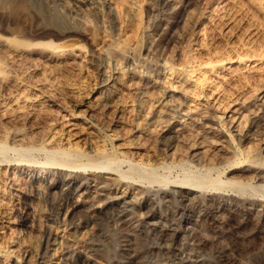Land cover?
<instances>
[{
    "label": "rangeland",
    "instance_id": "obj_1",
    "mask_svg": "<svg viewBox=\"0 0 264 264\" xmlns=\"http://www.w3.org/2000/svg\"><path fill=\"white\" fill-rule=\"evenodd\" d=\"M0 7V38L26 51L0 49V139L118 160L116 172L48 165L44 152L0 155V264H264V0H0ZM74 87L90 93V112L73 106ZM157 101L168 103L161 117L151 108ZM131 164L149 172L125 177ZM206 166L215 167L206 187L182 184Z\"/></svg>",
    "mask_w": 264,
    "mask_h": 264
},
{
    "label": "bare ground",
    "instance_id": "obj_2",
    "mask_svg": "<svg viewBox=\"0 0 264 264\" xmlns=\"http://www.w3.org/2000/svg\"><path fill=\"white\" fill-rule=\"evenodd\" d=\"M26 1V0H25ZM214 1V0H213ZM22 2V1H21ZM210 2V1H209ZM225 2V1H224ZM26 3V2H25ZM24 2H23V4H25ZM17 4V3H16ZM213 4V3H212ZM217 4V3H216ZM219 5V4H218ZM226 5V4H225ZM18 7V6H17ZM23 7V6H22ZM221 7V6H220ZM1 8V7H0ZM20 8V7H19ZM130 8V7H129ZM210 8V7H209ZM219 8V7H218ZM27 9V8H26ZM132 9V8H131ZM12 10V9H11ZM17 10V9H16ZM21 10V9H20ZM19 10V11H20ZM28 10V9H27ZM209 10H211V9H209ZM216 10V9H215ZM2 11V10H1ZM1 11H0V13H1ZM24 11V10H23ZM214 11V10H213ZM207 12H208V10H207ZM4 13H6V12H4ZM13 13V16H14V14H15V11L14 12H11V14ZM216 13V12H215ZM218 14V13H217ZM4 15V14H3ZM25 15V14H24ZM211 15V14H210ZM4 16H6V15H4ZM3 16V17H4ZM21 16H22V14H21ZM212 16H214V15H212ZM10 17H12V15L10 16ZM210 17V16H209ZM203 19H205L204 17H202ZM207 18V17H206ZM217 18V17H216ZM220 18V17H219ZM218 18V19H219ZM6 18H4V20H5ZM10 19V18H9ZM12 19V18H11ZM10 19V20H11ZM22 19V18H21ZM25 19V18H24ZM200 19V18H199ZM12 20H14V19H12ZM83 20V19H82ZM3 21V20H2ZM5 22V21H4ZM83 22V21H82ZM194 22V21H193ZM204 22V21H203ZM210 22V21H209ZM13 23V22H12ZM190 23V22H189ZM205 23V22H204ZM201 24H203V23H201ZM24 25V24H23ZM191 25V24H190ZM200 26V25H199ZM198 26V27H199ZM24 29V28H23ZM87 29H88V27H87ZM186 29H188V27L186 28ZM197 29V28H196ZM195 29V30H196ZM84 30H86V28L84 29ZM90 30V29H89ZM194 30V29H193ZM87 31V30H86ZM2 32H3V30H2ZM188 32V31H187ZM192 32H194V31H192ZM191 34V33H190ZM89 35V34H88ZM36 36H38V35H36ZM40 36V35H39ZM25 37V36H24ZM23 37V38H24ZM32 38V37H31ZM34 38V37H33ZM32 38V39H33ZM37 38V37H36ZM25 39H26V37H25ZM98 41V40H97ZM115 42V41H114ZM64 44V43H63ZM251 47V46H250ZM243 48H244V46H243ZM252 48V47H251ZM254 48V47H253ZM0 49H4V51L3 52H5V50H6V53H7V51L8 52H11L13 55L15 54H19V53H24V52H26L25 51V49L24 48H20L19 46H17V45H15V44H13L12 42H10V40L9 39H6V38H0ZM67 49V48H66ZM103 50V49H102ZM242 50V49H241ZM251 49H249V51H250ZM33 51H35V50H33ZM42 51V50H41ZM249 51H248V53H249ZM62 52V51H61ZM243 52V51H242ZM251 52V51H250ZM255 52V51H254ZM256 52H257V50H256ZM10 53V54H11ZM31 53V52H30ZM42 53H44V52H42ZM53 55H56L55 54V52H51ZM51 53H49V55L51 54ZM62 53H64V51L62 52ZM68 53V52H67ZM79 53H81V52H79ZM106 53V52H105ZM20 54V55H21ZM29 54V53H28ZM39 54H41V52L39 53ZM59 54V53H58ZM61 54V53H60ZM82 54V53H81ZM237 53H235V55H236ZM255 55H257L256 53H254ZM8 55V54H7ZM38 55V54H37ZM45 55V54H44ZM48 55V54H47ZM68 55V54H67ZM80 55V54H79ZM240 55V54H239ZM243 55V54H242ZM241 55V56H242ZM251 55H253V54H251ZM12 56V55H11ZM27 56H29V55H27ZM69 56H71V55H69ZM82 55H80V57H81ZM229 56V55H228ZM232 56H234V55H232ZM246 56V55H245ZM258 56V55H257ZM3 57H4V55H3ZM7 57V56H6ZM38 57V56H37ZM37 57H36V59H37ZM50 57L51 56H49V59H50ZM78 57V56H77ZM90 57H92V56H90ZM135 57V56H134ZM236 57V56H235ZM235 57H232L233 58V60H234V58ZM248 57H250V55L248 56ZM253 57V56H252ZM259 57V56H258ZM11 58V57H10ZM13 58V57H12ZM16 58H18V59H22V58H19V55H17V57ZM26 58V57H25ZM38 58H40V57H38ZM41 58H42V56H41ZM40 58V59H41ZM53 58V57H52ZM72 58V57H71ZM74 58V57H73ZM85 58V57H84ZM93 58V57H92ZM229 58H230V56H229ZM238 58V57H237ZM236 58V59H237ZM1 59V58H0ZM6 59V58H5ZM58 59V58H57ZM62 59V58H61ZM222 59H224V58H222ZM235 59V60H236ZM250 59H252L251 57H250ZM13 59H11V61H12ZM37 60H39V59H37ZM37 60H35V61H37ZM68 60V59H67ZM72 60V59H71ZM79 60H81L80 58H79ZM169 60V59H168ZM171 60V59H170ZM220 60V59H219ZM229 60V59H228ZM9 61V60H8ZM22 61H23V59H22ZM24 61H26V60H24ZM28 61H29V59H28ZM43 61H45V60H43ZM50 61V60H49ZM66 61V60H65ZM78 61V60H77ZM84 61V60H83ZM85 61H86V59H85ZM88 61V60H87ZM218 61V60H217ZM232 61V60H231ZM253 61H254V59H253ZM1 62V61H0ZM7 62V61H6ZM14 62H16V61H14ZM39 62V61H38ZM40 62H41V60H40ZM54 62H55V60H54ZM70 62H72V61H70ZM230 62V61H229ZM234 62V61H233ZM256 62V61H255ZM18 63H20V62H18ZM18 63H17V65H18ZM30 63V62H29ZM49 63V62H48ZM53 63V62H52ZM62 63V62H61ZM69 63V62H68ZM74 63V62H73ZM214 63V62H213ZM237 63V62H236ZM259 63V62H258ZM262 63H264V62H262ZM261 63V64H262ZM45 64V63H44ZM49 64H51V63H49ZM54 64V63H53ZM56 64H57V62H56ZM59 64V63H58ZM66 64V63H65ZM65 64H63V65H65ZM72 64V63H71ZM70 64V65H71ZM80 64V63H79ZM200 64V63H199ZM225 64V63H224ZM231 64V63H230ZM238 64V63H237ZM256 64V63H255ZM260 64V65H261ZM16 65V64H15ZM16 65V66H17ZM23 65V64H22ZM32 65H34V63L32 64ZM36 65H37V62H36ZM69 64H67V66H68ZM69 65V66H70ZM77 65V64H76ZM211 65H213L212 63H211ZM233 65V64H232ZM236 65V64H235ZM234 65V66H235ZM239 65V64H238ZM243 65H244V63H243ZM257 65V64H256ZM6 66V65H5ZM5 66H4V68H5ZM9 66H11V65H9ZM9 66H7V67H9ZM13 66V65H12ZM30 66V65H29ZM35 66V65H34ZM43 66V65H42ZM48 65H46V67H47ZM59 66V65H58ZM61 67H62V64L60 65ZM73 66V65H72ZM207 66H209V65H207ZM220 66V65H219ZM241 66V65H240ZM1 67V66H0ZM15 67V66H14ZM20 67V66H19ZM19 67H18V69H19ZM27 67V66H26ZM32 67V66H31ZM30 67V68H31ZM45 67V66H44ZM45 67V68H46ZM53 67H54V65H53ZM74 67V66H73ZM206 66H204V68H205ZM218 67V66H217ZM2 68V67H1ZM3 68V69H4ZM11 68V67H10ZM40 68V67H39ZM48 68V67H47ZM52 67H51V65H49V69H51ZM55 68H58V67H55ZM62 68H64V66L62 67ZM70 68H71V66H70ZM204 68H203V70H204ZM216 68V67H215ZM21 69V68H20ZM19 69V70H20ZM24 69V68H23ZM48 69V70H49ZM53 69V68H52ZM65 69V68H64ZM68 69V68H67ZM165 69V68H164ZM199 69V68H198ZM202 69V68H201ZM218 69V68H217ZM221 69H222V67H221ZM224 69V68H223ZM11 70V69H10ZM17 70V69H16ZM18 70V71H19ZM28 70V69H27ZM26 70V71H27ZM33 69H31V71H32ZM40 70V69H39ZM43 70V69H42ZM58 70H60V68H58ZM58 70H56V71H58ZM62 70V69H61ZM71 70V69H70ZM75 70V69H74ZM166 70V69H165ZM184 70V69H183ZM212 69H211V67H210V71H211ZM213 70H214V68H213ZM226 70V69H225ZM1 71V70H0ZM4 71V70H3ZM7 71V70H6ZM12 71V70H11ZM15 71V70H14ZM18 71H16V73H18ZM24 72H25V70H23ZM22 71V69H21V72L20 73H22L23 72ZM30 71V72H31ZM45 71V70H44ZM43 71V72H44ZM52 71H54V74H55V69L54 70H51V72ZM66 71H69V70H66ZM65 71V72H66ZM110 71V70H109ZM229 71V70H228ZM35 72H37V71H35ZM47 72V71H46ZM46 72H45V74H46ZM63 72V71H62ZM70 72V71H69ZM76 72V71H75ZM84 72V71H83ZM166 72V71H165ZM164 72V73H165ZM190 72V71H189ZM206 72V71H205ZM216 72V71H215ZM214 72V73H215ZM1 73V72H0ZM2 73H4V72H2ZM8 73V72H7ZM19 73V74H20ZM32 73H34V72H32ZM39 73V72H38ZM48 73H49V71H48ZM58 73V72H57ZM171 73V72H170ZM192 73V72H191ZM194 73H195V71H194ZM194 73H193V75H194ZM229 73V72H228ZM230 73H231V71H230ZM254 73V72H253ZM4 74H6V73H4ZM19 74H18V76H19ZM25 74H27V73H25ZM30 74V73H29ZM36 74V73H35ZM41 74V73H40ZM39 74V75H40ZM52 74H53V72H52ZM59 74V73H58ZM61 74V73H60ZM64 74V73H63ZM62 74V75H63ZM68 74V73H67ZM69 74H71V73H69ZM68 74V75H69ZM72 74H74V72L72 73ZM80 74H83V73H79V75ZM131 74V73H130ZM135 74H136V72H135ZM198 74H200V73H198ZM202 74V73H201ZM207 74H208V72H207ZM212 74V73H211ZM244 74H246V73H244ZM252 74V73H251ZM11 75H15L16 76V74L15 73H11ZM10 75V76H11ZM21 75V74H20ZM24 75V74H23ZM31 75V74H30ZM57 75V74H56ZM68 75H66V77L68 76ZM138 75V74H137ZM4 76V75H3ZM51 76H54V75H51ZM71 76V75H70ZM76 76H78V75H76ZM85 76V75H84ZM110 76H111V73H110ZM121 77H122V75H120ZM129 76V75H128ZM134 76V75H133ZM166 76V75H165ZM187 76H189V75H187ZM245 76V75H244ZM243 76V77H244ZM246 76H248V75H246ZM0 77H2V75L0 76ZM9 77V76H8ZM21 77V76H20ZM19 77V78H20ZM24 77H25V75H24ZM23 77V78H24ZM36 77V76H35ZM49 77V76H48ZM69 77V76H68ZM74 77H75V75H74ZM80 77V76H79ZM78 77V78H79ZM88 77V76H87ZM134 77H136V76H134ZM162 77V76H161ZM166 77H168V76H166ZM165 77V78H166ZM178 77V76H177ZM192 77V76H191ZM203 77V76H202ZM240 77V76H239ZM7 78V77H6ZM26 78V77H25ZM29 78V77H28ZM57 78H59V77H57ZM61 78V77H60ZM72 78V77H71ZM71 78L70 79H68V82H69V80H71ZM77 78V77H76ZM77 78V79H78ZM129 78V77H128ZM170 78V77H169ZM168 78V79H169ZM242 77H240V79H241ZM249 78V77H248ZM34 79V78H33ZM39 79V78H38ZM41 79V78H40ZM39 79V80H40ZM49 79H51V78H49ZM73 79V78H72ZM83 79H85V77L83 78ZM110 79V78H109ZM189 79V78H188ZM187 79V80H188ZM0 80H3V78H0ZM14 80V79H13ZM30 80V79H29ZM38 80V81H39ZM61 80V79H60ZM66 80V79H65ZM75 80V79H74ZM89 80V79H88ZM87 80V82H89ZM116 80H117V78H116ZM126 80V79H125ZM194 80V79H193ZM193 80H191V81H193ZM197 80H199V79H197ZM196 80V81H197ZM230 80V79H229ZM12 81V80H11ZM31 82H33V80H30ZM41 81V80H40ZM57 81H59V80H57ZM62 81H63V79H62ZM73 81V80H72ZM71 81V82H72ZM77 81V80H76ZM75 81V82H76ZM140 81V80H139ZM168 81H170V80H168ZM175 81V80H174ZM181 81V80H180ZM185 81V80H184ZM190 81V82H191ZM200 81H201V79H200ZM10 82V81H9ZM15 82V81H14ZM16 82H17V79H16ZM20 82H22V80L20 81ZM19 82V83H20ZM23 82H27V81H23ZM23 82H22V84H23ZM42 82V81H41ZM74 82V83H75ZM93 82V81H92ZM116 82H118V81H116ZM124 82V81H123ZM128 83H129V81H127ZM176 82V81H175ZM186 82V81H185ZM203 82H204V80H203ZM207 82V81H206ZM18 83V82H17ZM40 83V82H39ZM38 83V84H39ZM43 83V82H42ZM57 83V82H56ZM58 83H60V82H58ZM84 83H86V82H84ZM91 83V82H90ZM89 83V84H90ZM98 83V82H97ZM107 83V82H106ZM110 83V82H109ZM141 83V82H140ZM183 83V82H182ZM199 83V82H198ZM7 84V83H6ZM11 84V83H10ZM9 84V85H10ZM13 84V83H12ZM31 84V83H30ZM35 84V83H34ZM55 84V83H54ZM71 84H73V83H71ZM76 84H78V83H76ZM80 84V83H79ZM88 84V83H87ZM87 84H85L86 86H87ZM88 84V85H89ZM134 84V83H133ZM136 84V83H135ZM134 84V85H135ZM157 84V83H156ZM162 84H165V83H163V81H162ZM167 84V83H166ZM169 84V83H168ZM205 84V83H204ZM17 85V84H16ZM45 84H43V86H44ZM47 85V84H46ZM52 85V84H51ZM62 85H64V84H62ZM134 85H133V87H134ZM183 85V84H182ZM189 85V84H188ZM187 84H186V86H188ZM195 85V84H194ZM5 86V85H4ZM7 86V85H6ZM11 86H13V85H11ZM11 86H9V87H11ZM26 86V85H25ZM38 86V85H37ZM37 86H35V88L37 87ZM54 86H56V85H54ZM59 86H60V84H59ZM65 86H67V85H65ZM73 86V85H72ZM75 86V85H74ZM80 86V85H79ZM100 86V85H99ZM136 86V85H135ZM152 86V85H151ZM150 86V87H151ZM191 86H192V84H191ZM199 86H202L201 84H199ZM203 86H205V85H203ZM8 87V88H9ZM27 87V86H26ZM31 87V86H30ZM29 87V88H30ZM41 87V86H40ZM49 87V86H48ZM57 87V86H56ZM55 87V88H56ZM88 87V86H87ZM89 87H90V85H89ZM91 87H92V85H91ZM171 87V86H170ZM183 87V86H182ZM198 87V86H197ZM1 88V87H0ZM4 88V87H3ZM24 88V87H23ZM23 88H21V89H19V91H23L24 92V90H23ZM52 88V87H51ZM63 88H64V86H63ZM66 88V87H65ZM70 88H71V85H70ZM75 88V87H74ZM79 88V87H78ZM86 88V87H85ZM94 88V87H93ZM95 88H96V86H95ZM99 88H101V87H99ZM112 88V87H111ZM177 88V87H176ZM189 88V87H188ZM199 88V87H198ZM12 89H14V88H12ZM16 89V88H15ZM18 89V88H17ZM16 89V90H17ZM28 89V88H27ZM37 89V88H36ZM50 89V88H49ZM113 89V88H112ZM133 89V88H132ZM167 89V88H166ZM166 89H162V94H163V96L165 97V98H168L169 96V92H168V90H166ZM29 90V89H28ZM39 90H41V89H39ZM42 90H43V88H42ZM51 90V89H50ZM50 90H49V92H50ZM64 90H66V89H64ZM70 90V89H69ZM69 90H68V92H69ZM108 90V89H107ZM136 90V89H135ZM147 90H149V89H147ZM181 90V89H180ZM1 91V90H0ZM4 91V90H3ZM18 91V92H19ZM80 91V90H79ZM78 91V89L77 88H75V90H73L72 89V92H70V95H71V93H72V95H73V97H72V95H71V99H73V106H75L76 108H78V107H83L84 109H86L88 112H90L89 110H90V107L92 106H90V104H91V101H90V93H88V91L86 92H79ZM82 91H83V89H82ZM94 91H96V90H94ZM115 91V90H114ZM121 91H124V89L123 90H121ZM131 91V90H130ZM189 91V90H188ZM10 92V91H9ZM12 92V91H11ZM10 92V93H11ZM17 92V93H18ZM44 92V91H43ZM45 92H46V90H45ZM152 92V91H151ZM159 92V91H158ZM182 92V91H181ZM3 93V92H2ZM10 93H9V95H10ZM15 93V92H14ZM25 93V92H24ZM46 93H48V92H46ZM51 93H53L52 91H51ZM105 93V92H104ZM127 93V92H126ZM129 93V92H128ZM134 93V92H133ZM143 93V92H142ZM178 93V92H177ZM189 93V92H188ZM6 94H7V92H6ZM16 94V93H15ZM67 95H69L68 93H66ZM98 94V93H97ZM101 94V93H100ZM130 94H131V92H130ZM147 94V93H146ZM158 94V93H157ZM185 94H186V92H185ZM18 95V94H17ZM25 95H26V93H25ZM47 95V94H46ZM102 95H103V93H102ZM143 95V94H142ZM149 95V94H148ZM151 95V94H150ZM191 94L189 93V95L188 96H190ZM27 96H28V94H27ZM33 96V95H32ZM51 96V95H50ZM77 96V97H76ZM95 96H97V95H95ZM113 96V95H112ZM131 96V95H130ZM177 96V95H176ZM179 96V95H178ZM177 96V97H178ZM182 96V95H181ZM187 96V95H186ZM185 96V97H186ZM1 97V96H0ZM8 97V96H7ZM15 97V96H14ZM69 97V96H68ZM93 97H94V95H93ZM197 97V96H196ZM216 97V96H215ZM10 98H12V97H10ZM48 98V97H47ZM95 98V97H94ZM98 98V97H97ZM129 98V97H128ZM147 98V97H146ZM13 99V98H12ZM19 99V98H18ZM44 99H46V98H44ZM50 99H52V97L50 98ZM70 99V100H71ZM104 99V98H103ZM163 99V98H162ZM185 99V98H184ZM192 99V98H191ZM195 99V98H194ZM24 99H22V101H23ZM42 100H43V98H42ZM53 100H54V98H53ZM57 100V99H56ZM92 100H94V99H92ZM109 100V99H108ZM124 100V99H123ZM126 100V99H125ZM144 100V99H143ZM165 100V99H164ZM213 100H215V98H213ZM34 101V100H33ZM38 101V100H37ZM40 101V100H39ZM55 101V100H54ZM98 101V100H97ZM122 100H120V103H122L121 102ZM191 101V100H190ZM194 101V100H193ZM196 101V100H195ZM44 102V101H43ZM48 102V101H47ZM57 102V101H56ZM156 102V101H155ZM169 102H170V99H169ZM192 102V101H191ZM214 102V101H213ZM7 103V102H6ZM6 103H4V104H6ZM18 103V102H17ZM20 103H21V101H20ZM24 103V102H23ZM30 103V102H29ZM39 103V102H38ZM70 103V102H69ZM96 102H94V104H95ZM131 103V102H130ZM143 103V102H142ZM150 103V102H149ZM148 103V104H149ZM194 103V102H193ZM209 103V102H208ZM230 103V102H229ZM19 104V103H18ZM33 104V103H32ZM35 104V103H34ZM40 104H41V102H40ZM55 104V103H54ZM112 104V103H111ZM117 104V103H116ZM125 104H128V103H124V105ZM167 104L168 103H162L161 101L160 102H158L157 101V104H154V105H152V109H154V111H157V113L159 114V117H161L168 109H166V106H167ZM170 104H172V102H170ZM213 104V103H212ZM1 105V104H0ZM20 105V104H19ZM23 105V104H22ZM25 105V104H24ZM23 105V106H24ZM129 105V104H128ZM146 105V104H145ZM173 105V104H172ZM203 105V104H202ZM226 105H228V104H226ZM225 105V106H226ZM231 105V104H230ZM230 105H228V106H230ZM6 106V105H5ZM5 106H4V108H5ZM22 106V107H23ZM26 106H27V104H26ZM37 106V105H36ZM140 106V105H139ZM178 106V105H177ZM187 106V105H186ZM192 107H193V105H191ZM190 106V107H191ZM213 106V105H212ZM211 106V107H212ZM217 106H218V104H217ZM224 106V105H223ZM227 106V107H228ZM233 106V105H232ZM259 106V105H258ZM261 108H262V110L264 111V99H263V101H262V103H261ZM3 107V106H2ZM8 107V104H7V106H6V108ZM29 107H32V105L31 106H29ZM93 107V106H92ZM110 107V106H109ZM120 107H121V105H120ZM125 107V106H124ZM141 107V106H140ZM145 107V106H144ZM188 107V106H187ZM199 107H200V105H199ZM216 107V106H215ZM220 107V106H219ZM226 107V108H227ZM234 107V106H233ZM0 108H1V106H0ZM10 108L11 109H13L12 108V106L11 107H9V110H10ZM19 108V107H18ZM98 108V107H97ZM127 108H128V106H127ZM132 108V107H131ZM194 108V107H193ZM225 108V107H224ZM225 108V109H226ZM229 108V107H228ZM231 109V108H230ZM237 109V108H236ZM8 110V109H7ZM14 110V109H13ZM81 110H83L82 108H81ZM120 110H122V109H120ZM126 110V109H125ZM145 110H147V109H145ZM183 110V109H182ZM209 110V109H208ZM217 110V109H216ZM1 111V110H0ZM6 111V110H5ZM103 111V110H102ZM106 111V110H105ZM113 111H115L114 109H113ZM112 111V112H113ZM141 111H142V109H141ZM180 111V110H179ZM218 111V110H217ZM225 111V110H224ZM255 111H257L256 109H255ZM254 111V112H255ZM2 112V111H1ZM7 112H10V111H7ZM14 112V111H13ZM79 112H81V111H79ZM83 112H85V111H83ZM82 112V113H83ZM111 112V113H112ZM138 112H140V111H138ZM145 112V111H144ZM147 112V111H146ZM11 113V112H10ZM77 113V112H76ZM95 113V112H94ZM93 113V114H94ZM100 113V112H99ZM102 113V112H101ZM104 114H105V112H103ZM111 113H109V114H111ZM116 113H118L117 111H116ZM115 113V114H116ZM121 113V112H120ZM131 113H133L132 112V109H131ZM130 113V114H131ZM154 113V112H153ZM179 113V112H178ZM235 113V112H234ZM256 113V112H255ZM4 114H6V112H4ZM3 114V115H4ZM74 114V113H73ZM92 114V115H93ZM126 114H127V112H126ZM125 114V115H126ZM129 114V113H128ZM137 114V113H136ZM147 114V113H146ZM205 114V113H204ZM208 114V113H207ZM216 114V113H215ZM222 114H223V112H222ZM2 115V114H1ZM2 115V116H3ZM89 115V119H90V122H89V125L91 124V125H94V120L92 119V118H90V114H88ZM88 115H87V117H88ZM118 115V114H117ZM134 115V114H133ZM145 115V114H144ZM150 115V114H149ZM155 115V114H154ZM167 115H169V114H167ZM199 115V114H198ZM255 115V114H254ZM76 116H78V115H76ZM80 116V115H79ZM78 116V117H79ZM82 116H84V115H82ZM93 116H95V115H93ZM124 116V115H123ZM131 116V115H130ZM188 116V115H187ZM70 117V116H69ZM98 117V116H97ZM128 117V116H127ZM134 117V116H133ZM212 117V116H211ZM217 117V116H216ZM1 118V117H0ZM111 118V117H110ZM113 118H115V117H113ZM118 118V117H117ZM129 118V117H128ZM141 118V117H140ZM187 118V117H186ZM190 118V117H189ZM249 118V117H248ZM247 118V119H248ZM98 119V118H97ZM109 119V118H108ZM120 119H122V118H120ZM137 119V118H136ZM142 119V118H141ZM153 119V118H152ZM263 119V118H262ZM1 120H2V118H1ZM72 120V119H71ZM88 120V119H87ZM116 120V119H115ZM129 120H130V122H132L131 121V119L129 118ZM234 120V119H233ZM239 120H241V119H239ZM120 121V120H119ZM123 121V120H122ZM138 121V120H137ZM140 121V120H139ZM250 121V120H249ZM24 122V121H23ZM40 122V121H39ZM98 122V121H97ZM110 122V121H109ZM108 122V123H109ZM142 122V121H141ZM238 122V121H237ZM1 123V122H0ZM133 123V122H132ZM70 124H72V123H70ZM74 124V123H73ZM76 124V123H75ZM99 124V123H98ZM101 124V123H100ZM99 124V125H100ZM116 124V123H115ZM237 124V123H236ZM259 124H261V123H259ZM43 125V124H42ZM81 124H79V127H81L80 126ZM117 125V124H116ZM115 125V126H116ZM139 125V124H138ZM4 126V125H3ZM3 126H1V129H2V127ZM71 126V125H70ZM73 126V125H72ZM76 126V125H75ZM74 126V127H75ZM83 126V125H82ZM95 126V125H94ZM112 126V125H111ZM241 126V125H240ZM6 127V126H5ZM12 127H14V126H12ZM16 127V126H15ZM8 128V127H7ZM10 128V127H9ZM120 128V127H119ZM142 128H143V126H142ZM236 128V127H235ZM243 128H245L244 126H243ZM252 128V127H251ZM16 129H17V127H16ZM18 129H20V128H18ZM81 129V128H80ZM86 129V128H85ZM118 129V128H117ZM127 129V128H126ZM128 129H130V128H128ZM218 129V128H217ZM247 129V128H246ZM12 130H13V128H12ZM28 130V129H27ZM74 130V129H73ZM77 130H79V129H77ZM76 130V131H77ZM121 130V129H120ZM219 130V129H218ZM81 131V130H80ZM117 131V130H116ZM125 131V130H124ZM138 131V130H137ZM136 131V132H137ZM140 131V130H139ZM138 131V132H139ZM171 131V130H170ZM182 131V130H181ZM180 131V132H181ZM214 131V130H213ZM72 132V131H71ZM79 132V131H78ZM77 132V133H78ZM142 132V131H141ZM167 132H169V131H167ZM14 133V132H13ZM51 133V132H50ZM56 133V132H55ZM86 133V132H85ZM84 133V134H85ZM96 133V132H95ZM118 133V132H117ZM122 133H123V131H122ZM127 133H128V131H127ZM143 133V132H142ZM141 133V134H142ZM205 133H207V132H205ZM52 134H54L53 133V131H52ZM168 134H170V133H168ZM215 134V133H214ZM246 134V133H245ZM256 134V133H255ZM8 135V134H7ZM10 135V134H9ZM56 135H59V134H56ZM80 135V134H79ZM92 135V134H91ZM123 135V134H122ZM134 135V134H133ZM149 135V134H148ZM179 135V131L178 130H173L172 132H171V134H170V136H171V138H175V137H177ZM183 135V134H182ZM20 135H15V133H14V136H10V138L12 137V140L14 139H16L17 137H19ZM46 136H47V134H46ZM45 136V137H46ZM71 136H73V134L71 135ZM75 136V135H74ZM125 136V135H124ZM212 136V135H211ZM228 136V135H227ZM246 136V135H245ZM1 137V136H0ZM85 137V136H84ZM112 137H113V135H112ZM117 137V136H116ZM132 137V136H131ZM134 137V136H133ZM264 137V136H263ZM43 138V137H42ZM57 138V137H56ZM59 138V137H58ZM62 138V137H61ZM81 138V137H80ZM126 138V137H125ZM178 138V137H177ZM176 138V139H177ZM212 138V137H211ZM244 138H246V137H244ZM18 139V138H17ZM64 139V138H63ZM85 139V138H84ZM88 139V138H87ZM93 139V138H92ZM179 139V138H178ZM42 140V139H41ZM54 140V139H53ZM56 140V143H58L57 142V140L58 139H55ZM61 140V139H60ZM98 140V139H97ZM172 140V139H171ZM9 141V140H8ZM46 141V140H45ZM116 141V140H115ZM119 141H120V139H119ZM173 141V140H172ZM175 141V140H174ZM47 142V141H46ZM45 142V143H46ZM60 142V141H59ZM91 142V141H90ZM98 142V144H99V140L97 141ZM169 142V141H168ZM171 142V141H170ZM23 143H25V142H23ZM38 143H40V142H38ZM48 143V142H47ZM40 144V145H35V144H27V143H25V144H22V143H20V142H17V143H15V144H11L12 146H10V144H7V142H5L4 141V139H0V155L2 156V155H5V154H7L8 152H14V153H16V154H20L21 156L23 155H27V154H30V153H33V152H44L46 155H47V158H48V160H47V163H48V165H56L55 163H58V164H60V165H62V166H67V165H73V166H75V167H84V166H87V167H91V168H102V169H104V168H110L111 170L113 169L114 171L116 170V172L118 171L117 170V164H118V160H116V159H114L113 157H111V156H107L103 151L102 152H100V150H99V152H97V159H99V161H97V159H93V158H87L86 156H85V154L83 153V152H81L80 150H78V149H72V150H64V149H59V148H57V147H54L56 144L54 143V142H52V143H54L55 145L54 146H51V145H49V144ZM92 143V142H91ZM102 143V142H101ZM130 143H132L133 144V142H130ZM61 143H59L58 145H60ZM105 144V143H104ZM115 144H117V143H115ZM118 144H120L119 142H118ZM129 144V143H128ZM172 144V143H171ZM63 145H66V144H63ZM62 145V146H63ZM125 145V144H124ZM168 145V144H167ZM170 145V144H169ZM168 145V146H169ZM74 146V145H73ZM122 146V145H121ZM121 146H119V147H121ZM60 147V146H59ZM78 147V146H77ZM94 147V146H93ZM125 147H126V145H125ZM129 147V146H128ZM164 147V146H163ZM66 148V147H65ZM96 148V147H95ZM94 148V149H95ZM100 148H102L103 149V147H100ZM127 148V147H126ZM168 148V147H167ZM67 149V148H66ZM70 149V148H69ZM121 149V148H120ZM124 149V148H123ZM128 149L129 148H127L126 150H125V152L126 151H128ZM133 149H134V147H133ZM93 150V149H92ZM118 150V149H117ZM95 151V150H94ZM106 151V150H105ZM119 151H122V150H119ZM196 151V150H195ZM198 151V150H197ZM124 152V151H123ZM129 152V151H128ZM128 152L126 153V154H128ZM153 152V151H152ZM199 152V151H198ZM250 152V151H249ZM251 153V152H250ZM112 154V153H111ZM114 154H116V153H114ZM247 154V153H246ZM245 154V155H246ZM95 155V156H96ZM122 155V154H121ZM173 155V154H172ZM254 155H256V154H254ZM93 156V155H92ZM91 157V156H90ZM121 157V156H120ZM251 157H252V154H251ZM85 158V160H83ZM142 159V158H141ZM244 159V158H243ZM246 159H247V157H246ZM253 159V158H252ZM259 159V158H258ZM83 160V161H82ZM256 160V159H255ZM144 161V160H143ZM142 161V162H143ZM121 162V161H120ZM146 162H147V160H146ZM182 162V161H181ZM187 161H185L184 162V164L186 163ZM247 162H248V160H247ZM251 162V161H250ZM253 162V161H252ZM251 162V163H252ZM179 163H180V161H179ZM188 163V162H187ZM232 163V162H231ZM45 164H46V162H45ZM210 164V163H209ZM216 164H218V163H216ZM48 165H46V166H48ZM223 165V164H222ZM251 165V164H250ZM221 166V164L219 165V167ZM109 169V170H110ZM154 171H155V169L154 168H152ZM215 169V167H208L207 168V166H206V171L202 174V175H199V176H197V175H192V174H186L185 176H184V178L182 179V181H183V185H192V186H194V187H202V185H204L205 183H206V181H207V178H206V175H208L209 174V172L210 171H213ZM34 170V169H33ZM112 170V171H113ZM109 172V171H108ZM115 172V173H116ZM149 172V169L147 168V167H141V166H137V165H130V168H129V171H128V173L126 174V176L125 177H127V176H130V175H139V173H140V175H143V174H146V173H148ZM171 172V171H170ZM37 173V172H36ZM154 173V172H153ZM12 174V173H11ZM201 174V173H200ZM38 175V174H37ZM6 176H7V174H6ZM9 176V175H8ZM13 176V175H12ZM33 176V175H32ZM249 176V175H248ZM3 177H5V176H3ZM114 177V176H113ZM122 177V176H121ZM93 178V177H92ZM91 178V179H92ZM35 179H36V177H35ZM162 179V178H161ZM5 180V179H4ZM29 180H31V179H29ZM163 181H165V179L163 178L162 179ZM217 180V179H216ZM3 182V181H2ZM1 182V183H2ZM4 182H6V181H4ZM148 182V181H147ZM0 183V184H1ZM10 182H8V184H9ZM37 183H39L38 181H37ZM36 183V184H37ZM163 183V182H162ZM166 183V182H165ZM165 183H163V184H165ZM3 184V183H2ZM1 184V185H2ZM13 184V183H12ZM6 185V184H5ZM113 185V184H112ZM117 185V184H116ZM160 185H162V184H160ZM168 185V184H167ZM228 185V184H227ZM20 186V185H19ZM205 186V185H204ZM212 186V185H211ZM14 187V186H13ZM36 188H37V185L35 186ZM119 187V186H118ZM185 187V186H184ZM206 187V186H205ZM244 187V186H243ZM0 188H1V186H0ZM3 188V187H2ZM1 188V189H2ZM16 188V187H15ZM116 188H117V186H116ZM254 188V187H253ZM12 189V188H11ZM8 190V189H7ZM17 190V189H16ZM21 190V189H20ZM113 190V189H112ZM116 190V189H115ZM115 190H114V194H115ZM242 190V189H241ZM254 190V189H253ZM262 192H264L263 190H261ZM2 192H5V191H2ZM8 192V191H7ZM11 192V191H10ZM121 192V191H120ZM248 192V191H247ZM20 193V192H19ZM22 193V192H21ZM105 193V192H104ZM113 193V192H112ZM6 194V193H5ZM17 194V193H16ZM98 194V193H97ZM11 195V194H10ZM9 195V196H10ZM1 196V195H0ZM12 196H14V195H12ZM10 198V197H9ZM8 199V198H7ZM6 201V200H5ZM8 201V200H7ZM1 204V203H0ZM5 205V204H4ZM2 206V205H1ZM7 206V205H6ZM10 207V206H9ZM7 209V208H6ZM5 209V210H6ZM2 211V210H1ZM7 211H9V209L7 210ZM1 214H2V212H1ZM7 214V213H6ZM2 216V215H1ZM8 216V215H7ZM7 216H5V217H7ZM4 217V218H5ZM3 218V217H2ZM1 218V219H2ZM8 219V218H7ZM6 219V220H7ZM2 221V220H1ZM3 223V222H2ZM7 224H8V221H7ZM4 225V224H3ZM2 225V226H3ZM5 226V225H4ZM1 227V226H0ZM5 228V227H4ZM3 229V228H2ZM1 230V229H0ZM36 232V231H35ZM1 233V232H0ZM35 234V233H34ZM35 237H36V235H35ZM1 239V238H0ZM1 241V240H0ZM3 244V243H2ZM1 244V245H2ZM0 245V246H1ZM1 247H3V246H1ZM25 248H27L26 246H25ZM24 249V248H23ZM1 251V250H0ZM24 251H26V250H24ZM2 252V251H1ZM27 254H29V253H27ZM32 257V255L31 256H28V255H26L25 256V260H24V262L25 263H29L30 261H31V258ZM9 259V258H8ZM10 262V261H9ZM21 263H22V261H21ZM10 264H19V261H18V259L16 260V258L14 259V260H12L11 261V263Z\"/></svg>",
    "mask_w": 264,
    "mask_h": 264
}]
</instances>
